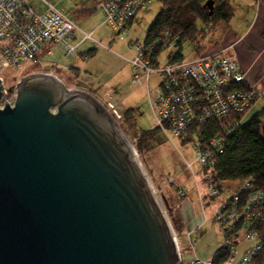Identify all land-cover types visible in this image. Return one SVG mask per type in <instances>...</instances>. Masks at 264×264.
Here are the masks:
<instances>
[{
  "label": "water",
  "instance_id": "1",
  "mask_svg": "<svg viewBox=\"0 0 264 264\" xmlns=\"http://www.w3.org/2000/svg\"><path fill=\"white\" fill-rule=\"evenodd\" d=\"M177 261L161 200L107 111L50 76L22 80L0 107V264Z\"/></svg>",
  "mask_w": 264,
  "mask_h": 264
},
{
  "label": "built area",
  "instance_id": "2",
  "mask_svg": "<svg viewBox=\"0 0 264 264\" xmlns=\"http://www.w3.org/2000/svg\"><path fill=\"white\" fill-rule=\"evenodd\" d=\"M30 1L0 0V74L25 64L53 59L58 70L68 73L78 63L89 60L95 46L94 33L80 31L50 7L37 15ZM93 2L104 24L122 37L129 51L134 52L128 63L131 81L145 89L156 128L170 143L174 139L180 143L192 137L187 145L194 151V162L204 168L208 176L215 164L211 151L220 155L223 145L214 139L203 146L191 131L230 114H243L261 99V95L246 86L243 72L228 54L234 37L228 29L217 31L204 27L195 38L166 32L147 45V32L138 25L139 14L154 0ZM56 48L59 56L54 54ZM3 93L6 99L7 94ZM109 109L113 110L111 105ZM186 166L192 168L190 164ZM240 188L247 190L248 185ZM207 189L212 197L218 194L210 184ZM231 199L232 202H224L215 212V223L226 235L218 256L224 255L223 264H251L262 249L254 227L264 216V198L251 196L241 209L237 207L239 197L233 195ZM198 228L192 233H197ZM185 236L189 239L191 235L185 233ZM246 243L250 247L240 254L238 247ZM175 244L177 264H183L177 239ZM214 260L212 257L203 262L193 254L190 264H215Z\"/></svg>",
  "mask_w": 264,
  "mask_h": 264
},
{
  "label": "rangeland",
  "instance_id": "3",
  "mask_svg": "<svg viewBox=\"0 0 264 264\" xmlns=\"http://www.w3.org/2000/svg\"><path fill=\"white\" fill-rule=\"evenodd\" d=\"M251 3L252 0H230L235 13L232 27L244 21L246 6ZM29 4L37 15L43 14L50 7L80 31L94 33L93 54H97L87 63L79 65L80 75L77 79L72 77L75 75L73 69L68 73L58 70L53 64L54 59L40 60L38 64L29 63L18 69L3 72L2 75L0 74V82L7 98L2 99L0 107L5 104L13 105L18 84L33 75L50 76L59 80L69 91L82 90L80 92L90 94L119 126L139 157L161 200L174 231L175 240L180 243L183 264H190L193 256L189 250V242L194 245L196 258L203 262L211 259L225 241L223 229L214 222V215L220 207V202L214 203L211 195H208L207 179L209 178L204 168L194 162L192 147L182 146L175 139L170 143L160 136L153 148L149 151L144 150L141 156L135 148L143 132L158 128L145 89L133 85L131 81L132 73L128 63L133 58L134 52L129 51L122 37L117 36L108 25L104 24L103 16L96 9L93 0H31ZM161 9L159 3L152 2L146 12L139 14L138 25L143 32L151 27ZM85 11L93 12L86 16L82 13ZM54 54L59 56L58 48L54 50ZM110 105L113 110L109 109ZM251 118L252 115L249 114L246 121ZM186 164H190L192 168H187ZM227 188L229 189L225 186L224 189ZM228 197L226 195L223 198L225 200ZM185 204L193 211L191 217L186 216ZM184 217L186 221H190L184 225L185 232L193 227V230L197 229L196 226L200 227L199 233L192 234L190 239L186 238L184 231L182 235L180 234L182 231H179L182 228L179 227V220L183 222ZM249 247V243L243 244L238 247V251L244 254Z\"/></svg>",
  "mask_w": 264,
  "mask_h": 264
},
{
  "label": "trees",
  "instance_id": "4",
  "mask_svg": "<svg viewBox=\"0 0 264 264\" xmlns=\"http://www.w3.org/2000/svg\"><path fill=\"white\" fill-rule=\"evenodd\" d=\"M154 1L159 3L162 9L151 27L146 31L147 45L152 44L155 39H158L161 34L166 32L195 38L204 27H211V30L217 31L227 30L235 15L234 9L230 5V0ZM209 1L213 3L211 15L205 8L206 3ZM91 12L93 11L82 13L87 16ZM94 51L95 49L91 51L90 56L93 55ZM247 112L243 114H230L226 117L212 120L191 131V134H195L196 140L203 144V146H207L214 139H218L223 145L220 155L214 150L211 151L215 155V164L210 169L207 181L218 192L217 195L211 196L214 203L220 202L219 205H221L228 200L230 201L233 195H237L239 197V202L237 203L238 209L245 207L249 200L248 198L251 196L257 195L264 198V111L253 116L249 121L245 120ZM160 136L167 140L160 129L143 132L135 145L138 154L141 156L144 150H151ZM191 141L192 137L187 141L180 142V144L185 146ZM242 185H248V189L242 190L240 188ZM225 186H228L230 190L228 188L224 189ZM224 190L227 191L224 192ZM208 195L210 194L208 193ZM226 195L229 197L224 200L223 197ZM183 222L179 220V224L181 225L179 227H182L179 230L182 231L181 235L185 230ZM254 228L259 236L262 249L257 256L253 257L251 264H264V216ZM193 231L192 229V231L184 232L190 233V235L197 234L200 231V227L197 233H192ZM189 250L195 254L194 245L191 242H189ZM222 250L219 249L214 254L213 259H215V264H223L224 255L223 257L218 256Z\"/></svg>",
  "mask_w": 264,
  "mask_h": 264
},
{
  "label": "crops",
  "instance_id": "5",
  "mask_svg": "<svg viewBox=\"0 0 264 264\" xmlns=\"http://www.w3.org/2000/svg\"><path fill=\"white\" fill-rule=\"evenodd\" d=\"M246 7L247 12L244 21L238 22L232 27L233 18L228 28L230 35L234 37L233 48L228 51V54L243 72L246 86L261 95V99L255 102L247 112L245 120H247L249 114L253 117L264 111V0H252V3ZM96 54L91 55L89 60L93 59ZM89 60L77 64L74 70L75 75L72 76L74 79H77L80 75L79 65H83ZM191 210L185 204L187 217L193 215ZM190 217L188 220H190ZM184 218V224L186 225V222L189 223L190 221H186V217ZM192 229L194 227L190 231Z\"/></svg>",
  "mask_w": 264,
  "mask_h": 264
},
{
  "label": "bare ground",
  "instance_id": "6",
  "mask_svg": "<svg viewBox=\"0 0 264 264\" xmlns=\"http://www.w3.org/2000/svg\"><path fill=\"white\" fill-rule=\"evenodd\" d=\"M221 40H224V38H221Z\"/></svg>",
  "mask_w": 264,
  "mask_h": 264
},
{
  "label": "flooded vegetation",
  "instance_id": "7",
  "mask_svg": "<svg viewBox=\"0 0 264 264\" xmlns=\"http://www.w3.org/2000/svg\"><path fill=\"white\" fill-rule=\"evenodd\" d=\"M66 88V87H65ZM73 89V88H72ZM92 97V96H91Z\"/></svg>",
  "mask_w": 264,
  "mask_h": 264
}]
</instances>
